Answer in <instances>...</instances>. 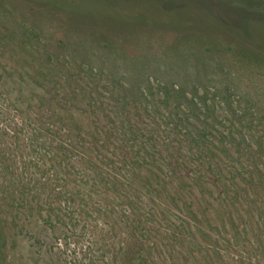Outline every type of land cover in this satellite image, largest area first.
Wrapping results in <instances>:
<instances>
[{"label": "rangeland", "instance_id": "rangeland-1", "mask_svg": "<svg viewBox=\"0 0 264 264\" xmlns=\"http://www.w3.org/2000/svg\"><path fill=\"white\" fill-rule=\"evenodd\" d=\"M233 22L263 43L264 0H0V264H200L225 207L192 138L232 149L264 108V54L230 50L244 73L205 36L243 42ZM254 243L216 248L264 264Z\"/></svg>", "mask_w": 264, "mask_h": 264}, {"label": "trees", "instance_id": "trees-1", "mask_svg": "<svg viewBox=\"0 0 264 264\" xmlns=\"http://www.w3.org/2000/svg\"><path fill=\"white\" fill-rule=\"evenodd\" d=\"M258 23L264 25L262 22ZM233 25L237 32H241L240 37H244L243 42H239L236 39L225 40L208 33L205 36L218 47L220 59L223 60L225 66L231 67L232 63L237 68L241 67V70L246 73L248 67L239 62L236 56L232 57L230 50L238 52L237 49H251L264 54V42L260 44L254 38L243 35L242 32L246 29L242 24L236 25L234 23ZM167 30L180 33V35L186 34L179 32V28L174 26L168 27ZM163 33L165 32L155 30L151 31V34L148 32L143 39H130L128 41H139L145 47H153L157 39L155 35ZM107 38L114 42L118 40L126 41L125 35H117L115 33L114 35H108ZM255 93H258V91L255 90ZM167 96L170 97V92L167 93ZM261 110L262 112L257 122L254 123L256 134L247 139L242 137L240 141L232 139L233 143L232 140L226 141L227 144L231 145L232 143L235 149L231 146L232 149L222 147L223 149L216 151L202 150L200 148L207 141L205 134L192 138L198 151L196 159L204 160L209 168L208 175L202 169L196 172L197 186L204 193L211 186L220 188L219 194L223 196L221 204L225 207L223 214H219L216 222L209 219V226H213L212 228H216L222 233L220 237L214 240L211 239L207 235L206 227L199 225V240L196 241L193 250L194 254L199 255L200 264H217L216 261L219 264L222 261H225L226 264H236L233 255H226L216 247L246 249V244L250 237L255 242L254 247L258 252H263L264 250V108ZM154 135L157 134L154 133ZM162 139L163 141L167 140L164 137ZM138 160L137 156L134 161L138 162ZM147 183L150 186H154L150 177H148ZM121 221L123 225L128 226L132 239L139 240L148 235V231L141 226L142 218L140 216L137 219H131V221L128 220L127 216H124ZM206 244L209 247H205L204 245ZM1 245L2 236L0 234V247ZM138 256L142 258L139 259ZM115 260L111 264H152L146 255H136V252L134 255L131 253L121 257L117 262Z\"/></svg>", "mask_w": 264, "mask_h": 264}]
</instances>
